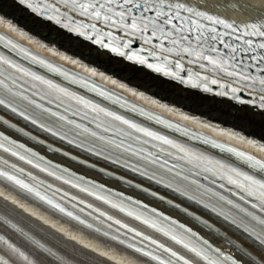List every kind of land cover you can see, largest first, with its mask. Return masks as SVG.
<instances>
[{
    "label": "snow or ice",
    "instance_id": "6c2138e0",
    "mask_svg": "<svg viewBox=\"0 0 264 264\" xmlns=\"http://www.w3.org/2000/svg\"><path fill=\"white\" fill-rule=\"evenodd\" d=\"M16 2L38 17L67 29L76 37L98 45L117 57L178 80L181 84L192 87L203 86L205 92H211L209 83L219 84L221 88L225 85L221 83V80L210 78V75L205 73L230 78L229 91H220L218 95L227 97L231 94V98L240 104L264 109V17L235 25V22H229L228 19L212 14L207 9L191 6L189 0H54V2L53 0H16ZM57 5H62L65 11H61ZM255 7L250 3L239 5V9L245 14L248 9ZM0 44L22 55L25 60L38 65L48 73L62 77L69 84L79 85L122 108L139 112L141 116L149 120H155L156 123L178 132L182 131L185 136H189L190 130L187 127L182 128L181 125L173 124L126 100L121 103L123 98L120 94L106 89L104 85L97 84L91 77L70 72L64 69L63 65L33 53L3 32H0ZM153 60L156 63L151 62ZM186 64L189 67H186ZM245 91L249 99H244ZM44 101H47L48 105L54 101L58 102L56 110L46 106ZM61 107L64 109L63 112L59 111ZM0 108L21 117L54 138L66 141L69 145H74L97 157H103L113 164L146 177L149 181L163 185L174 195L202 207L205 211L231 224L242 233L251 248L256 249L257 252H264V215L249 211L242 203L192 178L194 170L196 175L210 173L233 186L237 191L232 193L231 188L228 191L238 196L240 201L264 213V161L257 157L212 140L203 134L190 136L189 138L195 139L202 137L204 144L235 156L248 170L207 155L168 135L153 131L150 127H145L133 119L126 118L117 111L102 107L100 103L78 95L69 87L62 86L53 79L24 67L2 53H0ZM69 112L73 117L80 116L81 121L69 119ZM85 120H89L90 124L83 123ZM0 125H7L17 132L24 133L22 128L10 124L3 116H0ZM90 125H95V128ZM27 135L29 139H37L30 134ZM37 142L44 143L41 140ZM149 144L155 151L147 149L146 146ZM48 147L51 148V145ZM0 150L40 168L41 171L47 172L49 167H53L50 161L43 168L41 163L33 164V159L28 157L37 158L38 154L33 153L31 148H25L23 143L11 139L3 131H0ZM52 150L60 151L58 148ZM21 151L24 154H21ZM63 154L68 155L67 152ZM166 157L185 163H172ZM38 159L43 162L44 158L38 157ZM133 159L135 164L132 163ZM81 162L87 163V161ZM4 163L7 164V161ZM185 165H191V167L185 169ZM91 166L95 167V165ZM54 167L60 171L58 165ZM17 171L25 174L23 168ZM63 173L68 174V170L63 169ZM25 175L31 177L36 186L27 183L18 175H12L3 170H0V184L25 195L26 198L53 214L66 218L70 223L83 226L85 229L93 228L92 224L47 195V191L52 190L51 185L36 181L31 173ZM48 175H55L56 179L63 180L73 188H79L80 191L141 221L174 245L179 246L185 254L173 250L172 247H166L165 244L158 243L149 236H143L135 229H128V231L134 236L142 237L143 241L153 245L164 255H157L154 251H146L133 244H127L121 249L122 251L132 249L134 253L148 257L157 264H245V261L247 264H264V256L257 255L246 244H240L234 240L229 241V246L239 254L240 258L231 253L225 255L221 248L210 245L208 240L199 236L191 227H186L171 216L158 213L156 208L149 209L148 205H142L140 200L133 201L131 197H127L125 198L127 204L117 203L108 199L106 195H97V191L92 190L97 189L94 183H91L90 187H81V183H89L84 177L70 174V178L65 179L63 174L56 175V172H48ZM119 179L123 180L124 177L121 176ZM74 180L78 182L74 183ZM128 183L131 184V181ZM135 187L139 188L140 185L137 184ZM219 187L223 189L225 184L221 183ZM97 190L103 191V185L98 186ZM53 191L54 195L60 192L59 189ZM142 191L164 200L163 196H159L157 192H150L148 188H143ZM117 195L123 197L122 193ZM66 196L67 193H62L61 199ZM70 199L77 204H84L82 200L76 201V197ZM166 203L183 211L192 219L200 221L206 228L212 227L194 212H189L188 208H181L180 204H173L172 200H167ZM129 205L133 206L129 207ZM87 207L92 206L87 205ZM15 212L10 202L0 196V223L9 224L15 228L26 241L34 245L35 250L53 255L44 244L25 233L23 229L11 224L8 217ZM104 215L99 213L97 218ZM107 219L111 221L112 217L109 216ZM113 223L127 228V225H120L119 220ZM103 235L107 237L108 233ZM111 239L118 240L117 237H111ZM118 243L123 245L125 242L118 240ZM0 245H3L0 247V252L3 253L0 255V264H9V261L43 264L37 255L38 251L28 254L7 241L4 236H0ZM164 256L167 258L165 259ZM90 264H96V261L92 260ZM102 264H115V262L102 261Z\"/></svg>",
    "mask_w": 264,
    "mask_h": 264
},
{
    "label": "bare ground",
    "instance_id": "6f19581e",
    "mask_svg": "<svg viewBox=\"0 0 264 264\" xmlns=\"http://www.w3.org/2000/svg\"><path fill=\"white\" fill-rule=\"evenodd\" d=\"M189 1H192L193 3H196V4L209 6L210 8L216 11H224L225 9L231 8L235 10L236 13H243L239 9L240 4L250 3L252 5H255L256 7L252 9H248L246 14L254 15L258 17H264V0H189ZM0 11L9 16L17 17L23 26L28 27L34 33H36V31L47 32L48 36H46L45 39L48 42H53L55 44L62 45L63 47L68 48L71 51L72 50L81 51L85 54V56L89 59V61L98 63L99 66L101 67H107L109 68L110 71L112 70L113 72L121 73V77L129 78L132 83L141 84L143 88L146 87L144 83H150V81L156 80L155 83L157 84L158 82V85L154 86L155 84L152 85L151 83L153 87L151 88L152 90L148 88L147 90L157 94L158 96L160 95L159 97L161 98L164 97L163 99L165 98L170 99L171 102L176 101V103L178 102L180 104H184V102H187L190 107L188 109H190L191 111L195 113L199 114V113L207 111V114L210 112L209 114L217 120H221L222 118H225V119L232 120L235 123L240 124L241 126H244L246 128L252 127V128L259 129L263 133L260 131L258 132V130H256V134L260 133V135L264 138V115H262V113L260 112H254L253 110L247 107L234 106V108H241V111H238V109L236 110L240 112L241 113L240 115L242 116H240L239 113L237 112L235 113L234 116H232L229 113H226L220 110L221 108H214L211 106L212 104H222V102H219V101L217 102V100H215L216 98L202 96L198 93H194L192 91L182 89L177 85H173L150 73L145 72L143 69L135 68L131 65H128L122 62L121 60L117 58L109 56L105 52L99 51L89 45H86L82 43V41H80L79 39L74 38L70 35H67L63 33L62 31L58 30L57 28H55L54 26L50 25L49 23H46L30 15L25 10H23L18 5H16L13 2V0H0ZM42 34L43 33L41 32L40 35ZM136 94L139 97H141L138 92H136ZM144 99L150 103L157 104L154 99H148L146 97H144ZM199 101H202V102L204 101L208 103L200 104ZM159 106L163 108L165 107L162 104H159ZM232 106L233 105H230V108ZM168 110L171 111V113L175 115L180 114L179 112L171 110L169 108ZM214 118L211 117L210 119L215 120ZM212 129H213L212 132L216 133L218 136H221L223 134L225 136H228L233 141L244 142V140L242 141L241 136H238L235 132L231 130L224 129L221 127H215V128L213 127ZM247 140L248 139H246L245 143L243 144H247V145L252 144ZM250 147L264 154V151H262L264 150V148L258 145H250ZM45 149L48 150L49 148L45 147ZM52 154H53L52 155L53 157H56L59 161L65 164L72 165L73 167H76L77 169L81 168V169L87 170L92 175L99 177V178L104 179L105 177V175L99 173L97 170L86 168L82 166L79 163V161L74 160L67 155H64L57 151L52 152ZM111 182L114 183V185L116 186L120 185L122 189H126V188L128 189V187H130L128 182L116 183L114 180ZM130 191H132L133 193H135L136 195L142 198H146L147 200L151 199L149 200L150 202H152L156 206H159L162 208L164 207L163 209L168 210L172 215L179 216L183 219L185 218L187 221H190V219L186 217L183 211H179L173 206L165 207L164 200H161L159 198H151V197L145 196L146 194H144V192L137 190L135 188H131ZM0 195L4 198H8L9 201H14L12 200V197L9 194H7L1 189H0ZM17 203L21 205L23 208H25L27 212L31 213L34 216H37L39 218L38 220H41L46 225H44L43 223H39L38 220L35 218H30L32 216L27 217V214H25L24 212H22V210L17 208L18 206L16 207L10 204L12 207L15 208L16 210L15 213H19V215L27 217L29 220L35 221L36 223L43 226L45 229H50L51 231L64 237L67 241H70L81 248H86L90 250L92 253H94L95 255L103 256L104 258H107L110 261H114L117 264H142L128 257L124 253L117 251L108 245L102 244L101 242L95 240L92 237H87L86 235H83L82 233L68 229V227L65 226L64 224L55 223L52 219L48 218L47 215H45L42 212L36 211L32 206L26 205L19 201H17ZM219 226L222 231L226 232V234L225 235L221 234L217 230L215 234L212 235V237L217 242L223 243V246L225 248L230 249L231 252L235 251L232 247L229 246V243H224V241L228 240V238H235L238 243L246 244L253 252H256L257 255L264 256V254H262L261 252H257L256 249L251 248V245L248 244V242L244 238L240 237L238 234L230 230L228 227L223 226V225H219ZM201 228L203 230L207 229L204 225H201ZM0 255H2L1 252H0ZM236 255L239 256L237 252H236Z\"/></svg>",
    "mask_w": 264,
    "mask_h": 264
},
{
    "label": "rangeland",
    "instance_id": "374dc122",
    "mask_svg": "<svg viewBox=\"0 0 264 264\" xmlns=\"http://www.w3.org/2000/svg\"><path fill=\"white\" fill-rule=\"evenodd\" d=\"M156 81V80H155ZM155 81H150V83H152V85H154V86H156V85H158V82H157V84L155 83ZM172 87V86H171ZM193 92V91H192ZM193 95H194V93H193ZM215 100H217V102L219 101V102H222V104H212L211 106L212 107H214V108H221L220 110H222L223 112H226V113H233V114H230V115H232V116H234L235 115V113L237 112V113H239V115L241 114L240 112H238V111H241V108H234V106H232L231 108H230V105H232L231 103H228V102H226L225 100V102L223 101V100H221V99H215ZM200 102V104H204V103H208V102H202V101H199ZM236 109H238V111L236 110ZM240 109V110H239ZM240 116H242V115H240ZM237 117V116H236ZM239 118H241V117H239ZM247 118V117H246ZM255 127V126H254ZM258 130V132L260 131V132H262L261 130H259V129H257ZM263 133V132H262ZM164 208V207H163Z\"/></svg>",
    "mask_w": 264,
    "mask_h": 264
}]
</instances>
